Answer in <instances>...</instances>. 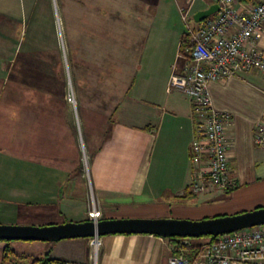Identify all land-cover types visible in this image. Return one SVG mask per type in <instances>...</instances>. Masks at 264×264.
<instances>
[{
  "label": "crops",
  "instance_id": "crops-1",
  "mask_svg": "<svg viewBox=\"0 0 264 264\" xmlns=\"http://www.w3.org/2000/svg\"><path fill=\"white\" fill-rule=\"evenodd\" d=\"M70 1L77 8L100 6L98 0ZM173 1H155L163 14L157 18L161 23L172 7L177 10ZM201 1L206 6L210 2ZM52 2L60 23L55 0H47L46 6ZM40 5L36 0H0V64L9 51L15 53L9 43L14 38L5 35L12 28L4 23L18 25L16 39L25 36L23 27L30 8ZM94 11L86 21L89 24L104 25L112 20L107 16L109 10ZM81 17L76 18L77 23L84 22ZM87 29L89 35L94 30L91 24ZM170 35L177 40V49L181 34ZM148 38L151 59L136 68L130 81L129 67L121 58L123 48L111 52L109 56L118 57H109L103 65L78 63L85 65L90 78L80 76L82 72L76 68V117L66 107L64 69L57 74L60 62L52 67L56 75L51 68L45 73L44 67L35 64L22 67V60L30 55H22L19 67L7 69L5 76L0 65L4 100H0V224L46 226L86 221L91 208L88 182L103 219L199 220L264 207V148L254 142L255 127L264 115V73L241 71L236 77L209 83L212 108L231 119L226 131L230 141L228 177L237 186L222 192L205 182L204 191L192 193L193 167L200 163L189 158L194 137L191 106L180 91L168 90L171 74L182 71L181 63L175 60L171 45L170 57L163 64L161 45L169 37L157 24ZM251 47L264 53V33ZM103 75L113 79L102 84L99 78ZM84 153L89 181L82 169ZM100 239L96 264H169L172 256L191 258L197 252L174 249L178 242L149 234H110ZM89 241L61 240L57 242L61 250L50 244L38 256L49 252L51 259L87 262Z\"/></svg>",
  "mask_w": 264,
  "mask_h": 264
},
{
  "label": "built area",
  "instance_id": "built-area-1",
  "mask_svg": "<svg viewBox=\"0 0 264 264\" xmlns=\"http://www.w3.org/2000/svg\"><path fill=\"white\" fill-rule=\"evenodd\" d=\"M174 1L184 24L185 43L178 44L176 53L182 71L171 74L168 90H178L188 97L195 118L192 149L205 160L195 173L194 190H203L207 181L220 189L230 190L236 187L227 177L230 141L226 131L231 119L229 114L212 108L208 85L236 77L241 71L264 73V53L251 47L264 33V0H209L207 8L217 4L218 11L193 24L189 18L198 0ZM65 101L76 107L70 87ZM254 142L264 148V115L255 127ZM86 216L94 222L103 219L92 197ZM179 246L192 249L188 240L181 241L178 246L175 244L174 249ZM100 247V238H90L87 262L62 264H96ZM168 263L264 264V224L221 235L211 245L202 244L193 257L172 256Z\"/></svg>",
  "mask_w": 264,
  "mask_h": 264
},
{
  "label": "rangeland",
  "instance_id": "rangeland-1",
  "mask_svg": "<svg viewBox=\"0 0 264 264\" xmlns=\"http://www.w3.org/2000/svg\"><path fill=\"white\" fill-rule=\"evenodd\" d=\"M46 1L47 0H36L37 3L43 5L30 8L31 15H29L28 20H26V24L23 27V30L25 29V36L19 35L16 39L15 31L16 28H18V25L11 26L10 23H4L7 28H12V33H5V29H3V32L8 37L12 36L14 38L13 40H10L9 43L14 48L15 53L13 54L9 51V54L6 57L7 59H3L1 62V64H3V68L5 69L3 71V76L7 75V69L19 67L22 55H30L25 60L22 58V67L32 66L35 64L40 67H44L43 70L45 73H50L47 69L51 68V73L55 75L56 72L54 73L52 67L60 62L61 69L59 68L57 74L62 72V68L65 70H63L64 74L62 76V78H64V85L62 88L63 96L65 98L66 92L70 87L75 97L76 107H73L68 103H66V107L68 112L75 117L77 116L79 106L75 84L77 78L76 75L78 74L76 68L78 71L82 72L80 76H85L86 79L90 78V74L87 75L84 70L85 65L83 64L80 67L78 63L97 62V65H103L104 63L109 62L110 58L118 57V55H112V57L109 56L111 52L123 48L124 54L121 55V58L123 63L129 67V74L131 73V76L128 77V80L130 81L134 77L136 68L143 64L145 60L146 62H149L151 59L150 54H152V50L150 51V42L148 37L152 27L157 24L161 32L166 33L169 37L167 42L161 45L162 47L164 46L162 52L163 64L170 57L169 50L171 45L175 50L174 56H176L175 53H177V49L175 47L177 46V40L174 39V36H171L170 33L177 31L179 34H182L184 31V24L181 21L179 13L175 7H172L169 13H167L168 18L165 22L161 23V21L157 20L159 15L163 14L158 7H155L156 0H98L100 2L99 7L87 6L82 8L73 6V2L70 0H55L57 15L60 23H57V20L55 19L53 2L49 6H46ZM59 1H61L62 6H59ZM174 3L175 2L173 1V4ZM204 7H206V1L203 2L199 0L195 7V11L203 9ZM80 9L83 10L82 13ZM96 9L109 10L107 16L112 20L109 24L106 23L104 25H94L93 23H90L94 30L89 35L87 27L90 26V24L86 21L87 19L90 20V15H92ZM79 15L80 17L82 16L81 19L84 22H76V18ZM189 21L191 22V20ZM103 32H107L110 37L108 34L102 36L101 34ZM88 42L91 45L85 47ZM19 53H21V55ZM103 54H105V57L102 59ZM99 56L100 61L98 60ZM13 58H15L14 63H8L12 62ZM19 77L21 78V76ZM99 79L102 84H104L106 82H110L113 78L112 75H103ZM2 98L3 95L0 93V100L4 101ZM75 121L77 120L75 119ZM86 157L87 155L85 154L84 160ZM82 164L84 176H86V179L89 181V175L86 173V169H88V162H82ZM88 186L90 198L92 197L95 200V195L91 191L89 182ZM188 239L192 242V244H198L199 242H205L207 237L203 236ZM50 244H52L53 247L55 246V248H59V250L62 249V247H59L60 245L57 242L0 240V264H29L33 259L38 258V255L42 253L40 251L47 249ZM4 249H8L10 251L7 262H3L2 260Z\"/></svg>",
  "mask_w": 264,
  "mask_h": 264
},
{
  "label": "water",
  "instance_id": "water-1",
  "mask_svg": "<svg viewBox=\"0 0 264 264\" xmlns=\"http://www.w3.org/2000/svg\"><path fill=\"white\" fill-rule=\"evenodd\" d=\"M218 11L217 4L196 11L194 23L210 17ZM264 224V207L250 211L199 220L174 218L102 219L93 221L65 222L61 224L5 225L0 224V240L58 242L69 239H89L110 234H149L163 238L217 237L238 230Z\"/></svg>",
  "mask_w": 264,
  "mask_h": 264
},
{
  "label": "trees",
  "instance_id": "trees-1",
  "mask_svg": "<svg viewBox=\"0 0 264 264\" xmlns=\"http://www.w3.org/2000/svg\"><path fill=\"white\" fill-rule=\"evenodd\" d=\"M209 4H210V2H209ZM208 4V5H209ZM207 5V6H208ZM207 6L206 7H204L203 9H206L207 8ZM196 7V6H195ZM194 7V11L196 10V8ZM201 10V9H200ZM196 12V11H195ZM189 20H191V22L190 23H194L193 21H192V16L189 18ZM180 42L181 43H185V34H184V31H183V33L181 34V38H180ZM179 42V43H180ZM182 93V92H181ZM183 94V93H182ZM185 95V94H184ZM186 96V95H185ZM187 97V96H186ZM188 98V97H187ZM191 106V105H190ZM191 111H192V109H191ZM192 117H193V119H194V131H195V118H194V115H193V113H192ZM194 138V137H193ZM193 141V140H192ZM189 158L194 162V161H197V162H199L200 163V165L199 166H195L194 165V167H193V173H192V182H191V192L192 193H199V192H202V191H204V187H203V190H194V185L196 184V182H197V180H196V177H195V173L197 172V170L200 168V167H202V165H203V162H204V160H205V157L204 156H198V155H196V153L194 152V150L192 149V143H191V149H190V152H189ZM228 174H229V162H228ZM228 174H227V177H228ZM228 179H229V177H228ZM230 180H232V179H230ZM207 183H211V184H213L214 185V188L216 189V190H219V191H222V192H230V191H232L233 189H230V190H223V189H220V188H218L213 182H211V181H207L206 182V184ZM234 183H235V186H237V184H236V182L234 181ZM204 186H205V184H204ZM246 229H249V228H246ZM243 230V229H242ZM239 231V230H238ZM233 233V232H232ZM230 234V233H229ZM221 236V235H220ZM220 236H217V237H211V236H206L207 237V240L205 241V242H199L198 244H192V242L188 239V238H177V237H175V238H166V239H168L170 242H173V243H175V242H178V243H176V245L178 246V244L181 242V241H183V240H188V241H190V245H192V249H194L195 251H200V249H201V247H202V244H204V245H211L212 243H214L216 240H217V238L218 237H220ZM179 249H181V250H184V249H186V248H184L183 246H179ZM9 250L8 249H4V251H3V254H2V260H3V262H7L8 261V254H9ZM196 252V253H197ZM62 263H64V261H59V260H56V259H51L50 258V256H49V252H47L45 255H43V256H40V257H38V258H36V259H34V260H32L29 264H62Z\"/></svg>",
  "mask_w": 264,
  "mask_h": 264
},
{
  "label": "bare ground",
  "instance_id": "bare-ground-1",
  "mask_svg": "<svg viewBox=\"0 0 264 264\" xmlns=\"http://www.w3.org/2000/svg\"><path fill=\"white\" fill-rule=\"evenodd\" d=\"M96 223V222H95ZM94 238H99V237H97V235H95V237Z\"/></svg>",
  "mask_w": 264,
  "mask_h": 264
}]
</instances>
